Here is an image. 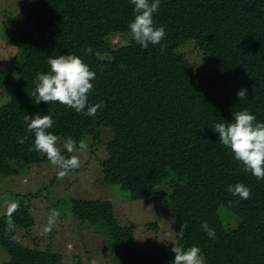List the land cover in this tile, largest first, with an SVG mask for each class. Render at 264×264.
I'll return each mask as SVG.
<instances>
[{
	"label": "trees",
	"instance_id": "1",
	"mask_svg": "<svg viewBox=\"0 0 264 264\" xmlns=\"http://www.w3.org/2000/svg\"><path fill=\"white\" fill-rule=\"evenodd\" d=\"M133 9L130 0H22L5 24L4 38L22 60L11 68L3 95L13 108L14 131L5 143L0 140V178L13 177L16 163L51 164L34 150L26 115L50 114L57 132L48 131L63 145L71 137L88 150L101 146L102 131L108 130L102 184L118 187L132 202L163 197L168 203V191L186 187L188 212L172 218L175 244L199 247L205 264H264V179L245 172L212 130L244 109L264 122V0H161L153 20L166 35L147 49L131 37ZM190 27L199 35L189 38ZM190 46L200 56L199 65L183 52ZM64 54L79 56L96 73L88 101L102 107L94 117L58 102L37 104L33 96L37 73L49 71L48 58ZM242 89L247 98L238 99ZM238 183L250 188L247 199L228 192ZM50 205L63 220L66 209L75 222L91 227L105 242L103 252L111 262L174 260L173 245L140 249L134 229L121 225L108 200ZM26 213L19 202L10 215L0 216V250L8 261L3 264L26 257L33 264H85L83 254L21 245L9 226ZM204 222L214 229V238L201 227ZM182 224L187 228L181 238Z\"/></svg>",
	"mask_w": 264,
	"mask_h": 264
},
{
	"label": "rangeland",
	"instance_id": "2",
	"mask_svg": "<svg viewBox=\"0 0 264 264\" xmlns=\"http://www.w3.org/2000/svg\"><path fill=\"white\" fill-rule=\"evenodd\" d=\"M21 2L22 0H0V140L2 143H5L10 133L14 131H12L11 118L13 108L3 95L9 87L11 68L18 66L22 60V54L10 46L4 38L5 24L19 11ZM188 35L189 38L198 36V28L190 27ZM183 52L190 62L199 65L200 56L193 46ZM51 130L57 132L55 126ZM102 136L101 146L75 151L68 156H78L80 166L70 170L63 177L58 175L61 169L49 163L28 167L16 163L13 177L0 178L4 182L0 185V216L10 212L12 203L23 202L28 208V213L15 218L9 226L21 245L30 251L42 250L49 245L52 252L83 254L85 264H120L108 259L106 251L103 252L106 250L105 242L96 236L94 230L86 224L75 222L66 209L62 213L68 212L70 216L66 213L67 218L63 220L58 210L55 223L49 228L48 220L57 212L52 209L50 203L73 199L110 201L121 225L131 226L134 229L140 249L154 244L173 245L175 239L171 226L172 218H180L187 214L186 201L189 190L183 187L168 191V203L163 197L154 200L128 201L126 192L116 186L102 184L100 162L107 158L105 146L111 138V133L103 130ZM56 146L61 152L65 149L59 139ZM142 150L146 148L142 147ZM41 154L46 155L43 152ZM25 196L29 197L22 199ZM30 221L33 222L32 227L27 226ZM151 224H156L157 229L152 228ZM82 240L86 243L85 246L82 245ZM72 241L77 244L74 245ZM6 261L7 256L0 250V264ZM10 264H33V262L31 258L26 257Z\"/></svg>",
	"mask_w": 264,
	"mask_h": 264
},
{
	"label": "clouds",
	"instance_id": "3",
	"mask_svg": "<svg viewBox=\"0 0 264 264\" xmlns=\"http://www.w3.org/2000/svg\"><path fill=\"white\" fill-rule=\"evenodd\" d=\"M134 5V19L129 23V31L132 39L142 48L147 49L149 45H159L166 35L163 26L156 27L153 15L158 11L161 0H130ZM49 71L37 73L33 83L35 85L33 96L37 104L41 102L49 104L58 102L76 112H84L94 117L102 107V104H89L88 94L94 85L91 81L96 79V73L92 71L83 60L76 55L64 54L49 57L47 60ZM238 99L247 98V90L242 89L237 93ZM28 131L34 133L33 148L38 152L46 154L47 159L53 166L61 171L58 175L63 177L72 169L80 166L78 156L66 157L61 154L57 145V136L48 131L54 125L50 114H34L24 117ZM218 134L219 142L222 143L233 154V158L239 161L245 172L251 173L257 179H264V122L257 120L254 114L247 109L235 114L228 122L216 123L214 129ZM64 148L68 153L83 150L85 144H79L69 137ZM228 192L241 199H247L251 190L244 184L238 183L228 187ZM19 207L18 203L10 204V212ZM57 213H53L48 220L49 228L55 223ZM203 230L210 238L216 233L213 228L204 222L201 224ZM186 224H182L178 237L185 234ZM171 251L174 253L172 264H205L202 250L197 246L183 247L173 243Z\"/></svg>",
	"mask_w": 264,
	"mask_h": 264
}]
</instances>
